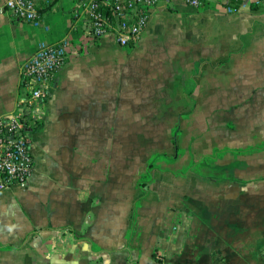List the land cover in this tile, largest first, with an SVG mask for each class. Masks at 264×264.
Masks as SVG:
<instances>
[{
	"label": "crops",
	"instance_id": "crops-1",
	"mask_svg": "<svg viewBox=\"0 0 264 264\" xmlns=\"http://www.w3.org/2000/svg\"><path fill=\"white\" fill-rule=\"evenodd\" d=\"M77 2L54 0L38 25L0 0V119L38 45L70 41L34 172L0 190V264H264V139H210L264 97V5L162 2L123 47L94 38Z\"/></svg>",
	"mask_w": 264,
	"mask_h": 264
},
{
	"label": "built area",
	"instance_id": "built-area-1",
	"mask_svg": "<svg viewBox=\"0 0 264 264\" xmlns=\"http://www.w3.org/2000/svg\"><path fill=\"white\" fill-rule=\"evenodd\" d=\"M173 0H78L76 17L89 20L94 38L112 35L123 47L143 33L160 3ZM200 7L206 0H184ZM54 0H5L4 11L15 21L41 24L45 8ZM264 5V0H240L238 9ZM47 28V27H46ZM67 37L55 43H40L22 69V92L15 110L0 119V190L23 187L30 180L35 159L31 149L33 127L43 119L39 110L47 100L49 86L68 59Z\"/></svg>",
	"mask_w": 264,
	"mask_h": 264
},
{
	"label": "rangeland",
	"instance_id": "rangeland-1",
	"mask_svg": "<svg viewBox=\"0 0 264 264\" xmlns=\"http://www.w3.org/2000/svg\"><path fill=\"white\" fill-rule=\"evenodd\" d=\"M240 98H236L235 101L239 103ZM256 104V105H255ZM246 106H248V101L244 104H238L236 112H233L226 119L221 120L219 117L215 119L218 122L215 131L212 133L211 144L217 139H222L226 137L228 143L233 145L241 146L244 145L246 141H251L252 139L257 141V139H264V97L254 98V107L251 109V113L245 112ZM248 109V108H247ZM216 117V116H215ZM172 116L166 115L165 121L169 123ZM224 124H221V123ZM220 123V124H219ZM218 130V131H216ZM165 132H168L167 130ZM194 137H198L199 132H193ZM189 133L183 134L181 138L180 145L182 146L183 138H188ZM210 136V135H209ZM211 137V136H210ZM201 138V137H200ZM203 140V138H201ZM260 140V141H261ZM185 141V140H184ZM209 145V144H208ZM199 148L200 150H207L210 146ZM154 148V147H153ZM150 147V151L153 149ZM163 151L169 149V140H165L164 145L159 147ZM195 151L197 148L195 147ZM198 151V150H197ZM264 158V156H262ZM260 168H264V162L260 163Z\"/></svg>",
	"mask_w": 264,
	"mask_h": 264
},
{
	"label": "trees",
	"instance_id": "trees-1",
	"mask_svg": "<svg viewBox=\"0 0 264 264\" xmlns=\"http://www.w3.org/2000/svg\"><path fill=\"white\" fill-rule=\"evenodd\" d=\"M49 7H50V6H49ZM49 7H47V8H49ZM40 122H41V121H39V122L33 127V131H36V129H37V127L39 126ZM150 166H151V164H150Z\"/></svg>",
	"mask_w": 264,
	"mask_h": 264
}]
</instances>
